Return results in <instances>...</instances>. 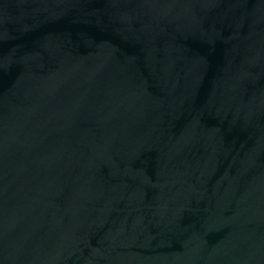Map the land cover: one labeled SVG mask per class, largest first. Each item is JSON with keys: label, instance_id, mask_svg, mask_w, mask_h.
I'll return each mask as SVG.
<instances>
[{"label": "water", "instance_id": "obj_1", "mask_svg": "<svg viewBox=\"0 0 264 264\" xmlns=\"http://www.w3.org/2000/svg\"><path fill=\"white\" fill-rule=\"evenodd\" d=\"M0 264H264V0H0Z\"/></svg>", "mask_w": 264, "mask_h": 264}]
</instances>
